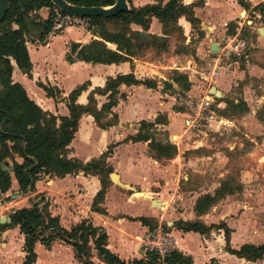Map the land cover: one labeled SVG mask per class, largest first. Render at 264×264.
<instances>
[{
	"label": "crops",
	"instance_id": "0c3cea01",
	"mask_svg": "<svg viewBox=\"0 0 264 264\" xmlns=\"http://www.w3.org/2000/svg\"><path fill=\"white\" fill-rule=\"evenodd\" d=\"M246 1L249 4L247 9L241 7L237 0H179L183 7L190 9L197 23L193 26L183 15L176 19L175 26L179 29L183 46L180 55L173 54L175 57H169L167 66L176 68L174 60L183 59L181 67L174 71L186 76L189 84L188 98L202 94L208 103L225 101L236 104L238 100L233 98L232 91L233 87L238 85L237 82H241L245 77L253 80L264 77V16L255 9L260 4L264 5V0ZM168 2L169 0H129L134 9L151 5L163 7ZM129 4L127 3V6ZM49 12V9L42 8L36 15L40 20H44ZM248 18L257 23L248 21ZM244 24L253 37L250 38L248 53L241 58L243 61L229 52L228 45L243 34ZM129 29L133 43L144 47L151 45L155 40L167 42L171 35L154 16L150 18L146 30L134 23L129 25ZM260 29L262 32H259ZM254 31L256 36L253 35ZM94 40L101 41L92 31L90 23L87 27L77 25L52 30L42 42L30 36V40L27 39L26 42L31 63L30 74H23L11 62V80L21 85L27 97L42 111L55 117H66L67 96L77 87L85 85L76 103L86 105L88 95L97 89L103 90L108 78L132 75L135 80L152 81L149 77L157 73V64L160 63L155 59L144 60L136 56L129 61L104 65L77 61L74 60L75 54H71L73 62L69 63L67 56L72 44H77L80 48ZM104 43L107 49L116 51V45ZM213 45H216L215 51L212 50ZM192 47L194 58L186 57L183 51L187 52ZM203 62L205 65L202 69ZM170 84L171 87L167 88L181 90V87L172 81ZM43 87L53 88L59 91V95L53 99L46 94ZM212 88L219 93V97H207ZM156 89L157 85L153 89L143 85H120L118 92L125 97L118 98L117 104L112 108V112L117 115V124L100 129L91 116L82 115L77 131L67 146V158L85 164L101 157L106 153L107 147L112 145V153L104 160L111 172L117 176V183L111 182L110 173L103 200L98 204L104 213L92 210L93 201L101 190V183L96 175L83 172L64 177L42 175L34 184L33 191L27 193H23L16 180L12 179L9 190L0 194V219L10 218L9 223H0V226H5L0 231V264H22L24 237L17 226L11 225V215L16 210L31 208L34 200L40 201L42 198L47 202V211L51 217L57 218L63 229L69 230L71 226L83 220L102 229L107 235L106 249L126 263L143 260L139 242L141 243L142 238L151 229L136 220L141 217L155 223L164 220L175 242L176 252L190 257L191 264L263 263L264 260L247 262L227 253L222 229L216 228L215 232L211 229L208 234L200 235L182 232L174 226L176 222L196 221L210 227L221 221L230 230L231 249L237 250L246 244H263L251 241L248 233L250 229L245 223L243 213L237 217L228 214V209L233 207L230 203L217 205L212 211L204 214L195 212L197 200L204 195H214L213 191L217 186L213 185L211 188L207 184L202 187L188 184L189 173L201 174L202 166H184V163L180 166H158L146 154L149 141H126L138 132L140 122H153L158 115H163L166 117V125L158 127H162L170 137L176 138L173 145H176L178 152L195 150L197 147L198 141H187L190 134L187 128H184V123L188 113L174 111L173 107L179 104L174 103L176 100L171 97L166 96L168 100L159 101L157 95H160ZM100 95L105 103L102 102L99 109L107 103V95ZM131 122L138 125L133 129L117 130L118 125ZM207 122L208 127L212 129H217L220 125L212 121ZM179 140L181 142H178ZM133 150L134 153L130 155L129 152ZM15 162L21 164L22 159L15 156ZM181 179L185 182L182 183ZM121 187H127L130 192L125 193ZM136 192L146 194L147 198H133V193ZM153 200L156 204L152 203ZM89 246L90 260L94 264H104L97 257L91 242ZM34 253V264H80L74 249L60 240H55L49 248L36 242Z\"/></svg>",
	"mask_w": 264,
	"mask_h": 264
},
{
	"label": "trees",
	"instance_id": "16d2710c",
	"mask_svg": "<svg viewBox=\"0 0 264 264\" xmlns=\"http://www.w3.org/2000/svg\"><path fill=\"white\" fill-rule=\"evenodd\" d=\"M67 4L79 7H110L115 0H64ZM129 4V0H126ZM238 4L247 9L249 4L246 0H237ZM42 8L50 10L44 20L36 16ZM264 16V5L255 7ZM55 13L64 16L50 0H9L8 10L4 20L0 23V163L6 162L13 167L12 173L4 172L0 168V194L6 193L12 179H15L19 189L23 193L31 192L34 184L42 175H54L64 177L78 172L96 175L101 183V190L97 193L92 210L97 213H104L98 204L102 202L106 183L105 178L111 173L106 166H101L104 158L110 154L106 152L98 159L88 163L67 158V146L77 131L78 122L82 115H89L94 119L96 126L100 129H107L117 124V115L112 112V108L117 104L118 98L124 99L125 95L118 92L120 85L133 86L143 85L153 89L156 84L152 81L135 80L132 75L117 76L114 79L108 78L103 90L97 89L87 97L86 105L76 103L77 97L85 89V85L77 87L67 96L66 117H55L42 111L26 95L21 85L13 83L11 80L12 64L25 75L29 76L31 63L29 61L26 42L30 36L37 38L40 42L44 41L52 31ZM183 15L194 26L197 22L189 8L183 7L179 0H169L165 6L151 5L139 9H134L128 5L125 13L114 17L96 16L86 19L90 23L92 31L101 41H92L90 44L80 47L72 44L67 60L72 63L71 54H75L77 61L92 64H116L129 61L136 56V51L143 48V45L134 44L133 36L129 29L131 23L137 24L146 30L151 17H156L169 33L179 29L175 26L176 19ZM113 24L114 29L108 30L105 25ZM15 27V28H14ZM97 29V30H94ZM104 42L116 45V51L106 48ZM172 83L183 88L189 89V84L185 75L173 72ZM167 87L171 84L164 82ZM46 94L55 99L59 91L43 87ZM100 92L107 95V103L100 109L96 108L94 94ZM117 99L113 100L114 97ZM227 103L225 101H220ZM228 104L235 108L244 104ZM236 105V106H235ZM102 112H109L110 121L102 123L100 115ZM166 125V117L158 115L153 122H140L138 132L126 141L148 142V149L153 152L155 159L170 160L176 155V147L171 144L167 134L163 131L166 139L164 143L155 141L154 134L158 132V126ZM15 156L22 159V163L15 162ZM9 167V166H8ZM104 175H106L104 177ZM215 202V195H204L200 197L195 205L197 214L206 213ZM43 204V205H41ZM41 205V207H39ZM137 221L149 229L156 227L146 218H137ZM154 223V222H153ZM11 225L17 226L19 232L24 237L22 264H34L36 254L34 245L40 242L49 248L55 240H60L70 245L75 252L80 264H94L91 258L89 243L93 244L97 257L104 264H150L143 260H133L124 262L111 254L106 249L107 235L100 229L93 227L87 220L71 226L69 230L63 229L55 217H51L47 211V202L44 198L40 201H33L31 208L16 210L11 215ZM174 226L182 232H194L205 235L214 229V226L206 227L203 224L193 222H176ZM5 226H0L2 231ZM217 229H222L225 238V251L237 258L247 262H257L264 257V243L260 245L246 244L239 249L229 247L230 230L222 223ZM169 264H191L190 257L178 252H173Z\"/></svg>",
	"mask_w": 264,
	"mask_h": 264
},
{
	"label": "rangeland",
	"instance_id": "374dc122",
	"mask_svg": "<svg viewBox=\"0 0 264 264\" xmlns=\"http://www.w3.org/2000/svg\"><path fill=\"white\" fill-rule=\"evenodd\" d=\"M252 20V18H248V21ZM77 25H86L87 27L89 21L75 19V21L71 20V23L64 27ZM105 26L110 31L114 29L113 24ZM170 34V39L167 42L155 40L151 45L135 50L136 57L144 60L155 59L157 63H160L157 64V73H153L149 77L157 85L156 91L161 96L160 98L157 95V98L159 101H163L171 97L176 100L174 103L179 104L173 107L174 111L180 110L188 113L189 116L184 123V128H187L190 134L187 141L196 140L198 144H196L195 150L184 151L183 153L176 150V155L170 160L153 158V152H150L149 149H147L146 154L158 166H180L182 163L185 164L184 166H202L201 174L189 173L188 184L192 183L197 187L207 184L211 188L213 185H217L213 191L215 202L208 211H212V208L217 205L224 206L230 203L233 207L228 209V214L237 217V215L243 213L245 223L250 229L248 233L251 241L264 243V77L255 80L245 77L241 82H237V86L233 87V98L238 100L236 104L242 103L244 106L232 108L228 102L208 103L203 99L202 94L195 97L191 95L188 98V90L185 91L183 88L181 90L178 88L169 89L163 83H171V79L174 78V70L180 68L183 61V59L174 60L176 68L167 66L169 57L173 54L180 55L183 46L179 31H172ZM253 35L256 36L255 31ZM252 37L247 25L244 24L243 34L237 39L244 41L246 44L243 55L239 57L240 59L248 53L251 44L250 38ZM29 40L30 38H28ZM183 53L186 57L194 58L193 47L187 52L183 51ZM201 65L203 69L204 62ZM182 90L183 93H181ZM96 94L94 100L96 108L99 109L104 100L100 92H96ZM208 96L212 95L208 93ZM117 98L118 96L114 97L113 100ZM210 113H213L214 118H217V120L222 119L223 121L225 119L224 122L220 124V122L208 120L207 116ZM99 119L102 123L110 121L109 112H102ZM207 121L216 122L220 125L217 129H212L208 127ZM225 121L230 122V124ZM136 125H138L136 122L118 125L117 130L133 129ZM157 130L158 132L154 134L153 138L157 142L164 143L166 136L163 133V128L158 127ZM166 134L169 142L175 144L176 138L170 137L167 132ZM178 142H181V140ZM106 152L112 153V145L107 147ZM129 153L130 155L133 154L134 150ZM101 166H106L109 169V165L105 160L102 161ZM111 173L113 174V172ZM181 182L184 183L185 181L181 179ZM105 183L107 185L108 178H105ZM121 188L125 193L130 192L127 187ZM151 224H155L156 227L160 226L169 233L164 220L156 221V223L151 222ZM221 224V221L218 222L213 231L215 232ZM262 264H264V261Z\"/></svg>",
	"mask_w": 264,
	"mask_h": 264
},
{
	"label": "built area",
	"instance_id": "2783aa9c",
	"mask_svg": "<svg viewBox=\"0 0 264 264\" xmlns=\"http://www.w3.org/2000/svg\"><path fill=\"white\" fill-rule=\"evenodd\" d=\"M75 19L83 20L81 18L68 15L60 16L59 14L55 13L52 30L57 31L58 29L69 25L71 20L75 21ZM245 47L246 44L244 41L233 39L228 45V50L235 56L240 57L243 55ZM207 118L208 120L222 122V119H215L213 113H210ZM226 123L230 124V122ZM39 207H41V205ZM139 248L143 252V261H146L150 264H169L172 253L176 251V245L173 238L168 232H166L165 229L161 228L160 226L155 227L145 234L141 240Z\"/></svg>",
	"mask_w": 264,
	"mask_h": 264
},
{
	"label": "water",
	"instance_id": "95a60500",
	"mask_svg": "<svg viewBox=\"0 0 264 264\" xmlns=\"http://www.w3.org/2000/svg\"><path fill=\"white\" fill-rule=\"evenodd\" d=\"M51 3L64 15L76 17V18H92L96 16L103 17H114L118 14L127 12L128 6L126 0H115L114 4L110 7H79L67 4L64 0H50ZM9 0H0V23L4 20L5 14L8 10ZM259 32H262L260 29ZM216 45L212 46V50L215 51ZM211 95L219 97V93L216 92L213 88L211 89ZM0 168L4 172L11 173L13 167H7L4 162L0 163ZM117 176L115 174L110 175V180L112 183H117ZM134 198H147V195L144 193H133ZM152 203L156 204L154 200ZM5 222L9 223L10 218H1L0 223L4 224Z\"/></svg>",
	"mask_w": 264,
	"mask_h": 264
},
{
	"label": "bare ground",
	"instance_id": "6f19581e",
	"mask_svg": "<svg viewBox=\"0 0 264 264\" xmlns=\"http://www.w3.org/2000/svg\"><path fill=\"white\" fill-rule=\"evenodd\" d=\"M116 179V178H115ZM117 180V179H116Z\"/></svg>",
	"mask_w": 264,
	"mask_h": 264
}]
</instances>
